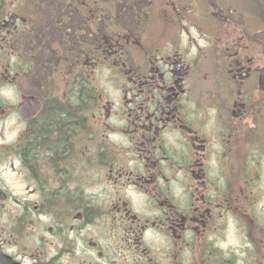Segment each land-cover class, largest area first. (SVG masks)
<instances>
[{"label": "flooded vegetation", "instance_id": "1", "mask_svg": "<svg viewBox=\"0 0 264 264\" xmlns=\"http://www.w3.org/2000/svg\"><path fill=\"white\" fill-rule=\"evenodd\" d=\"M0 264H264V0H0Z\"/></svg>", "mask_w": 264, "mask_h": 264}, {"label": "rangeland", "instance_id": "2", "mask_svg": "<svg viewBox=\"0 0 264 264\" xmlns=\"http://www.w3.org/2000/svg\"><path fill=\"white\" fill-rule=\"evenodd\" d=\"M64 6V5H63ZM43 8V13H44V15L47 17V19H48V23H46V25L47 26H49L50 25V22H51V20H52V17H53V15L54 14H56L54 11H55V9L54 8H51V7H49V6H43L42 7ZM59 8H64V7H59ZM117 8H119V7H117ZM65 12V11H64ZM130 13L131 12H128L127 13V15H130ZM44 32V31H43ZM234 240H236V238H234Z\"/></svg>", "mask_w": 264, "mask_h": 264}]
</instances>
